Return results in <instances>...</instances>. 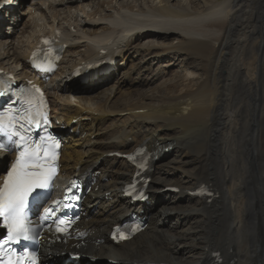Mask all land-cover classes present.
<instances>
[{"label":"bare ground","instance_id":"1","mask_svg":"<svg viewBox=\"0 0 264 264\" xmlns=\"http://www.w3.org/2000/svg\"><path fill=\"white\" fill-rule=\"evenodd\" d=\"M4 3L0 69L15 81L37 80L28 58L41 35L64 48L42 88L70 129L64 178L94 181L81 252L111 264H210L214 253L221 264H264V0H37L16 42L24 0ZM109 64L116 77H98ZM135 150L154 151L146 205L121 196L133 168L107 158ZM201 184L210 201L187 195ZM142 211L147 230L111 245V227Z\"/></svg>","mask_w":264,"mask_h":264},{"label":"snow or ice","instance_id":"2","mask_svg":"<svg viewBox=\"0 0 264 264\" xmlns=\"http://www.w3.org/2000/svg\"><path fill=\"white\" fill-rule=\"evenodd\" d=\"M3 95L4 92L0 91V96ZM26 103L27 108L18 117L0 116V136H6L11 144L20 149L3 184L0 185V217H3L7 229V239L0 242V264H25L26 261L37 264L35 254H29L27 250L13 260L6 253L5 245L35 239L36 230L30 226L31 222L26 212L30 203L29 198L35 194L34 198L39 200L45 195H50L49 190L57 174V153L52 148L59 145L53 142L52 147H49L47 143L49 138L43 136L38 142H33L31 138V130L39 128L42 120L46 123V114L35 107L32 99L26 100ZM0 150H7V146L0 143ZM128 159L135 158L129 156ZM59 205L60 201L53 202V206L45 210L43 219L52 218ZM56 220L57 232H65L66 227L61 225L66 226L72 222L59 217H56ZM118 236L119 239L128 238L122 233H118ZM113 239H117V235H114Z\"/></svg>","mask_w":264,"mask_h":264},{"label":"rangeland","instance_id":"3","mask_svg":"<svg viewBox=\"0 0 264 264\" xmlns=\"http://www.w3.org/2000/svg\"><path fill=\"white\" fill-rule=\"evenodd\" d=\"M30 5H32L33 7H35V5H34V1L33 0H24V4H23V8H24V11L25 12H27V10H28V8H29V6ZM49 15V14H48ZM27 15L25 14V15H23L22 16V19H23V21H22V23L25 21V20H27ZM66 25V23H64L63 24V26H65ZM43 27V26H42ZM5 28V27H4ZM3 28V29H4ZM44 28V27H43ZM18 32V33H17ZM17 32H15V34H14V40L13 41H15L16 42V40L18 39V41H20V40H22V39H19L18 37H19V31H17ZM139 43H141V42H139ZM138 44V43H137ZM141 44H144V41H142V43ZM140 44V45H141ZM172 71H174L175 69H173V68H170ZM115 72H116V70H114V71H112L111 72V74L113 73V75L115 74ZM108 75H110V73L109 74H107L106 76H108ZM105 75H103L102 77H106ZM114 77H116V75H114ZM90 85V84H89ZM51 100V99H50ZM169 155V154H168ZM170 158L171 159H173L174 157H172V155L170 154ZM169 158V160H171ZM166 162H168V161H165V163ZM165 187H167V186H163V188H162V190L165 188ZM165 194V193H164Z\"/></svg>","mask_w":264,"mask_h":264}]
</instances>
